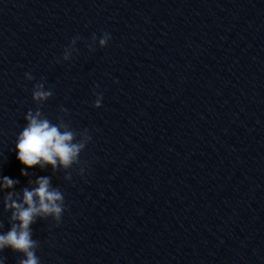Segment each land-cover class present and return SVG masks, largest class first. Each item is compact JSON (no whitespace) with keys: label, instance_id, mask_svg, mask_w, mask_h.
Returning a JSON list of instances; mask_svg holds the SVG:
<instances>
[{"label":"clouds","instance_id":"1","mask_svg":"<svg viewBox=\"0 0 264 264\" xmlns=\"http://www.w3.org/2000/svg\"><path fill=\"white\" fill-rule=\"evenodd\" d=\"M78 39L79 37L73 38L70 45L64 49L62 60H69L72 52L77 51L72 46ZM110 40V33L104 32L98 40L99 47H105ZM96 41L97 37L93 35L92 42L88 45L89 51L95 50ZM25 79L32 81L34 77L31 73H25ZM52 95V90L46 89L43 81L34 84L32 100L37 105H43ZM102 99V94H97L93 107L100 108ZM60 112L66 115L67 109L61 107ZM25 120L27 123L18 134L15 143L16 158L24 165L21 175L29 176L27 169L37 166L40 169L50 166L55 173L61 169L67 172L73 165H81L79 173L84 175L85 169L80 154L92 140L88 129L75 131L65 122L63 116H58L57 122L53 123L43 114L40 107L35 111L30 109ZM71 178V173L65 175L66 180ZM18 183V180L8 176H0V192H6L3 196V208L4 211L11 213L9 230L0 232V252L11 249L22 254L23 258L18 264H40V258L36 255L39 241L32 238L31 226L38 218L44 220L49 217L58 226L65 211L64 194L52 185L50 176H40L34 182L29 181V184L34 186L25 187L19 192L15 191ZM9 189L11 190L5 191ZM0 264H4V261L0 260Z\"/></svg>","mask_w":264,"mask_h":264}]
</instances>
